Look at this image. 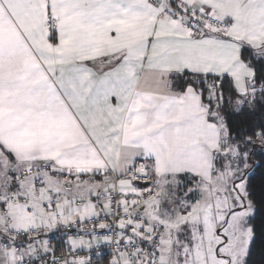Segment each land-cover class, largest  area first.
Masks as SVG:
<instances>
[{"label":"snow or ice","instance_id":"snow-or-ice-1","mask_svg":"<svg viewBox=\"0 0 264 264\" xmlns=\"http://www.w3.org/2000/svg\"><path fill=\"white\" fill-rule=\"evenodd\" d=\"M264 0H0V264H254Z\"/></svg>","mask_w":264,"mask_h":264},{"label":"trees","instance_id":"trees-1","mask_svg":"<svg viewBox=\"0 0 264 264\" xmlns=\"http://www.w3.org/2000/svg\"><path fill=\"white\" fill-rule=\"evenodd\" d=\"M252 259L254 264H264V250H262L260 242H258L255 246Z\"/></svg>","mask_w":264,"mask_h":264},{"label":"built area","instance_id":"built-area-1","mask_svg":"<svg viewBox=\"0 0 264 264\" xmlns=\"http://www.w3.org/2000/svg\"><path fill=\"white\" fill-rule=\"evenodd\" d=\"M102 264H106V261H103Z\"/></svg>","mask_w":264,"mask_h":264}]
</instances>
